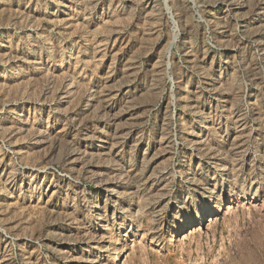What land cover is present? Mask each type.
<instances>
[{"label":"rangeland","instance_id":"1","mask_svg":"<svg viewBox=\"0 0 264 264\" xmlns=\"http://www.w3.org/2000/svg\"><path fill=\"white\" fill-rule=\"evenodd\" d=\"M0 264H264V0H0Z\"/></svg>","mask_w":264,"mask_h":264},{"label":"bare ground","instance_id":"2","mask_svg":"<svg viewBox=\"0 0 264 264\" xmlns=\"http://www.w3.org/2000/svg\"><path fill=\"white\" fill-rule=\"evenodd\" d=\"M210 217H213V216H210ZM214 221H215L214 218H212V219L210 220L211 223H213ZM196 230H197V229H195V231H196ZM191 233H193V231H191ZM191 233H190V234H191ZM188 236H189V234H185V235H184V238H187Z\"/></svg>","mask_w":264,"mask_h":264}]
</instances>
